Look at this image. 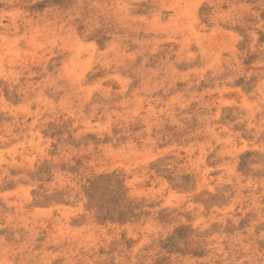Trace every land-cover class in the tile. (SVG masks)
Here are the masks:
<instances>
[{
    "label": "clouds",
    "instance_id": "1",
    "mask_svg": "<svg viewBox=\"0 0 264 264\" xmlns=\"http://www.w3.org/2000/svg\"><path fill=\"white\" fill-rule=\"evenodd\" d=\"M262 34L264 0H0V264H264Z\"/></svg>",
    "mask_w": 264,
    "mask_h": 264
},
{
    "label": "rangeland",
    "instance_id": "2",
    "mask_svg": "<svg viewBox=\"0 0 264 264\" xmlns=\"http://www.w3.org/2000/svg\"><path fill=\"white\" fill-rule=\"evenodd\" d=\"M226 7L227 6L225 5V8ZM237 30L240 31L239 28H237ZM258 43H264V34L260 35ZM87 55H90V53ZM249 59H251V57ZM218 97H222L225 100L230 99V95L228 93H214V98ZM217 103H219V99H217ZM212 111H216V108L213 107ZM230 118V115H225L226 120ZM249 155L250 154H245V157L242 159H246ZM85 192L89 197V207H97L99 213L98 220L101 223L104 222V220L113 219L123 222L126 220L128 215L132 214V206L130 204L124 203L122 179L115 173L111 175H102L96 180L91 181L89 186L85 189ZM35 210L41 214L51 212L53 216L60 215L61 212L63 215L68 216L70 212L73 211L72 209L67 208V206H64L63 210L60 208V206L52 208L37 207ZM162 218H164L163 215ZM188 231L189 230L187 228L181 227L177 229V234L184 236ZM169 243H171V239Z\"/></svg>",
    "mask_w": 264,
    "mask_h": 264
}]
</instances>
